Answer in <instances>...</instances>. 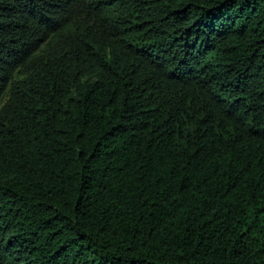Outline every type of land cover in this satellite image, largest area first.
Wrapping results in <instances>:
<instances>
[{"label":"trees","instance_id":"trees-1","mask_svg":"<svg viewBox=\"0 0 264 264\" xmlns=\"http://www.w3.org/2000/svg\"><path fill=\"white\" fill-rule=\"evenodd\" d=\"M0 264H264V0H0Z\"/></svg>","mask_w":264,"mask_h":264}]
</instances>
